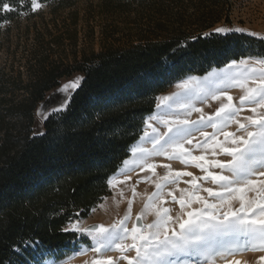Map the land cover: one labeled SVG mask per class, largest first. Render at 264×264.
Segmentation results:
<instances>
[{"label": "trees", "instance_id": "trees-1", "mask_svg": "<svg viewBox=\"0 0 264 264\" xmlns=\"http://www.w3.org/2000/svg\"><path fill=\"white\" fill-rule=\"evenodd\" d=\"M75 1L41 0L53 13ZM2 3L14 10L0 8V26L34 16L31 0ZM100 7L135 14L128 17V46H108L73 63L56 61L53 46L63 45L66 35L77 40L65 25L64 33L41 37L27 82L0 69V264H31L36 253L59 256L84 243L64 229L88 218L110 196L108 181L129 158L145 117L155 113L158 96L171 84L232 60L264 57L263 39L216 32L217 25L231 23L232 0H104ZM76 72L84 79L66 111L49 116L43 135H34L37 105ZM29 241L37 242L36 250L24 249Z\"/></svg>", "mask_w": 264, "mask_h": 264}, {"label": "rangeland", "instance_id": "rangeland-1", "mask_svg": "<svg viewBox=\"0 0 264 264\" xmlns=\"http://www.w3.org/2000/svg\"><path fill=\"white\" fill-rule=\"evenodd\" d=\"M103 1L104 0H76L72 7L62 8L57 10L56 13H53L52 6L42 3L41 0H37L41 6L31 11L34 13L33 17L25 16L14 22L9 21L3 23L0 26V69H2L7 76L12 75L14 77H20L27 82L32 72V68L30 67L35 63L32 54L36 46L39 45V42L42 41L41 37L43 36L46 40H50L52 35L57 36L64 33L65 25L68 26L69 31L73 32L71 37L75 38L76 35L77 40L73 43L68 40V36L66 35L62 43L63 45L58 47L54 45L53 48L55 53L52 59L56 61L62 58L66 62L73 63L76 56L80 58L83 54H90L93 51L100 52L108 46L121 48L128 46L130 41L127 28V22H129L128 17L133 19L135 18V14L133 13L128 16L127 14H117L107 11V9H102L100 6ZM232 3L233 15L231 17V23L226 25L224 23L219 24L217 25V29H242L243 31L239 32H245L248 35L264 40V0H232ZM131 27V29L138 28L132 25ZM251 58L253 59H250L249 63L253 67H256L255 58L259 57ZM229 64L219 69H213L202 77L187 75L186 78L171 84L165 93L159 95L156 102V111L165 110L169 112L168 115L160 116L157 114L155 119L148 120V122L144 119L143 131L137 142L140 143V145L136 146L137 144H135L130 148L129 158L126 160L128 163H124L120 170L131 164L137 165L139 163V157L144 153L141 152L140 149L146 150L149 148L148 151L153 152V150H158L160 148L164 139H167V136L171 134L168 132V126L163 123V120L180 119L198 121L201 112L195 109H201L206 116H214L215 111L220 105L228 102L226 98H224L225 94L233 97V105L239 106V98L245 94V90L241 88L238 83L239 80H242V73L236 68H228ZM78 77L83 78V75L76 72L70 77L62 78L58 87L45 94L46 97L37 105L34 111V122L32 126L34 135L44 132L43 126L46 119H43L41 116L44 109H51L53 106L58 105L59 101L62 99L60 89L65 84H68ZM83 79L79 81V86ZM248 86H254L251 80H249ZM75 90L69 93L70 101ZM217 95L221 96L220 100L214 98V96ZM161 97H167L168 99L163 100L160 99ZM175 98H182V102L172 109H166L175 104ZM157 105H159V107H157ZM252 107L255 106L246 104L237 114L236 118L241 122H246L245 117L256 115L251 112L250 109ZM261 111H264V109H257V112ZM51 115L52 114L48 115V117ZM149 124L151 127L148 126ZM153 127L157 129V133L165 134L164 138L160 140V143L155 144V146L150 139L157 135V133L152 132ZM203 130L210 134L215 131L210 127ZM226 131L236 133L237 135L244 134L242 131L238 130V125L235 123H231ZM145 132L148 133V136H145ZM2 136L3 132L0 130V137ZM217 138L221 141L224 139L223 135H218ZM192 139L193 144H185V147L192 152L193 156H203L206 161L219 160L224 163L231 160V157L225 156L219 149H216V154L213 155L211 142L208 146L203 148L195 147L197 141L203 140L200 132L194 133ZM133 150H135V152ZM143 163L157 165L155 175L141 166L140 171L136 172L134 176L125 175L118 181H114L112 185L108 183L109 190H111L110 196L97 205L90 216L86 218L88 219L86 222L80 219L79 221L69 224L67 229H71L73 224H76L81 230H91L93 228H99L100 226L111 229L112 225L124 220V217L129 214V208H131L130 219L125 221L129 232H131L133 228H141V230L147 234L153 231V229H147L143 226L153 224L157 220L156 210L168 208L170 210L169 215L172 217L169 224L179 231V224L176 223L177 218L183 217L187 219V211L198 210L203 207L200 203H194L191 209L187 207L182 209L179 203L180 199L187 201L191 199L192 194H196L204 197L209 204L219 203L215 197L209 196L203 189L212 188L214 191H221V189L210 179H203L206 173L196 167L194 162L189 160L185 163L178 159H170L168 156L157 154L153 158L146 159L142 164ZM164 165H169L172 173L183 172L191 173L192 175H184L180 177L176 183H168L163 188V195L153 203L152 207L145 210V205L150 203L149 197L157 191L156 184L161 183L162 178L169 173V169L163 167ZM205 166L207 167V165ZM209 171L221 173L223 175H232L226 169H218L214 166L209 168ZM194 179L195 185L190 183ZM254 179L259 180L260 178L254 177ZM196 186H199V191ZM181 190L185 191L182 192ZM239 195L240 193H236L237 197ZM244 195L249 200L257 198V193L254 190L247 191ZM173 197L176 199L173 200ZM232 203L233 208L239 207V199L233 200ZM226 210V208H221L214 214L219 215L220 212ZM208 211L211 212L213 210L209 209ZM138 216L141 217L140 220H137ZM75 232L84 240V243H80L75 249L71 248V251L65 252L63 255L59 256L52 254V252L36 253L34 255L35 260L31 262V264H44L49 259H52L56 264L60 262L61 264H92L93 260L98 257V254L91 251L93 245L91 237L87 235L86 231ZM229 237L232 236H221L217 237L216 240ZM241 238L244 241V245L248 243L247 238ZM124 243L126 245H131L134 242L129 235V238L125 240ZM83 244L89 248V251L80 255V257H74L73 254L79 251ZM31 248L36 250V245H25L24 247V249ZM17 252L20 255L26 256L23 250L18 249ZM122 255H127L129 258H132L135 257L136 253L134 249L123 254L117 250L107 253V256L112 257L115 261V264H128L126 260L120 259ZM261 258H264V250L249 249L243 250L240 254L227 255L226 258L225 255L211 254L209 251L200 259L192 260L190 257H184L182 259H186L187 264H234L235 261H239L240 264H264V259Z\"/></svg>", "mask_w": 264, "mask_h": 264}, {"label": "snow or ice", "instance_id": "snow-or-ice-1", "mask_svg": "<svg viewBox=\"0 0 264 264\" xmlns=\"http://www.w3.org/2000/svg\"><path fill=\"white\" fill-rule=\"evenodd\" d=\"M22 2V0H21ZM41 5L37 0H31L32 10H36ZM0 8L5 11H13L8 3L0 4ZM233 31L232 29L218 28L216 32L226 33ZM235 31H243L235 29ZM253 58H241L232 60L228 68H236L242 73V80H239V86L245 90V94L239 98V106L232 103L233 97L225 94L227 103H222L215 111L214 116H206L201 109H195L201 112L198 121L191 120H163L168 126V132L171 133L164 139L163 144L157 150L156 154L168 156L170 159H178L187 163L189 160L195 163V166L206 173L203 179H210L217 184L221 191H214L212 188L203 189L209 196L215 197L219 203L209 202L196 194H192L190 200L180 199L181 208L191 209L192 204L200 203L203 205L201 209L187 211V219L178 217L176 223L179 224V231L171 227L169 222L172 217L169 215L168 208L156 210L157 220L153 224L144 225V228L153 229V231L145 234L141 228H133L131 232L125 223L130 219L131 208L129 214L124 220L112 225L111 229L100 226L91 230H81L76 224L71 229L65 231H86L91 237L93 245L91 251L98 254L92 264H115L112 257L107 253L113 250L126 253L131 249L135 250V257L129 258L122 255L120 259L126 260L128 264H187L184 257H193L196 255H206L209 251L215 254L236 255L243 250H264V111L257 112V109H264V57L255 58L256 67H253L249 60ZM82 77H78L60 89L62 99L58 105L51 109L45 108L41 113L43 119H47L50 114H59L66 111L70 101L69 93L79 87V81ZM251 80L253 87L248 86ZM184 86V85H181ZM220 100L221 96H214ZM160 99L166 100L167 97ZM254 105L250 110L256 115L245 117L246 122L237 119V114L245 105ZM159 107V105H157ZM190 114V113H189ZM150 116L148 120L155 119ZM231 123L238 125V130L244 134L237 135L233 132H227L226 129ZM151 127V125H148ZM213 128V133H207L203 129ZM153 133H157L156 128H152ZM200 132L202 141H197L195 147L203 148L211 142L213 147V155L216 149H219L225 156L231 157V160L224 163L219 160L206 161L203 156H193L192 152L185 147V144H193L194 133ZM43 135V133H37ZM165 134L157 133L151 137V142L159 144ZM223 135L221 141L217 137ZM145 136L148 133L145 132ZM135 152V150H133ZM146 152L145 149H140ZM125 164L128 161L124 162ZM207 165V167L205 166ZM142 167L151 171L155 175L157 165L143 163ZM226 169L232 175H223L221 173H213L209 168ZM169 169L168 175L162 178L161 183L156 184L157 191L150 197V203L145 205V210L153 206V203L163 195V188L168 183H176L177 180L184 175H192L191 173L175 172L172 173L169 165H164ZM259 177L260 179H254ZM199 179V178H195ZM195 179L190 183L195 185ZM110 185L114 183L113 179L108 181ZM199 191V186H196ZM254 190L257 198L249 200L244 195L247 191ZM182 192L185 190H181ZM236 193H240L237 197ZM171 194V193H169ZM176 198L173 197V200ZM239 199V207L233 208V200ZM221 208L226 211L220 212L219 215L214 214ZM209 209L213 211H208ZM141 217H137L140 220ZM131 236L133 244L126 245L125 240ZM221 236L245 237L248 243L243 248L232 250H221L215 247L216 238ZM30 246H34V241L27 242ZM139 244V246H138ZM88 249H81L82 253H86ZM264 259V258H261ZM234 264H240L235 261Z\"/></svg>", "mask_w": 264, "mask_h": 264}, {"label": "bare ground", "instance_id": "bare-ground-1", "mask_svg": "<svg viewBox=\"0 0 264 264\" xmlns=\"http://www.w3.org/2000/svg\"><path fill=\"white\" fill-rule=\"evenodd\" d=\"M196 96V95H195ZM176 101L174 102L175 104L172 105V107H167L166 109H172L174 108V106H178L181 102H182V98H175ZM182 105V104H181ZM180 105V106H181ZM178 108V107H177ZM162 109H165V108H162ZM169 112L165 111V110H159V111H156L154 114L150 115V116H156L157 114L160 115V116H163V115H168ZM146 117V122H148V118L150 117ZM140 143H137L136 146H139ZM149 148H147L146 152H144L143 154H141V156L139 157V160H138V164L137 165H130V166H126V168H123L122 170H120L117 174L113 175L110 179H113L114 181H118L120 178H123L125 175L127 176H134L136 174V172L140 171L141 169V165H142V162L145 161L146 159H150V158H153L155 157L156 152L157 150H153V152H150L148 151ZM137 163V162H136ZM110 185V184H109ZM88 219H85L83 220V222H86ZM244 246V241L242 240L241 237H229V238H222L220 240H216V245L215 247L218 248V249H221V250H229V249H237V248H243ZM81 249H88L86 251V253L89 251V248L86 246V245H81V248L79 251H77L76 253H74V257H80V255L82 254H85V253H82L81 252ZM242 251H239L238 253L240 254ZM211 254H214V252L210 251ZM203 255H196V256H193V257H190L192 260L193 259H200ZM44 264H56L52 259H49L47 262H45ZM61 264V262L59 263Z\"/></svg>", "mask_w": 264, "mask_h": 264}]
</instances>
